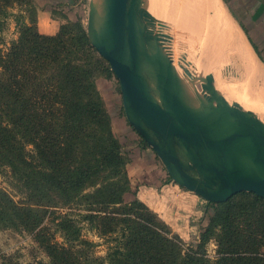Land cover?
<instances>
[{"label":"trees","instance_id":"obj_1","mask_svg":"<svg viewBox=\"0 0 264 264\" xmlns=\"http://www.w3.org/2000/svg\"><path fill=\"white\" fill-rule=\"evenodd\" d=\"M35 11L34 0H0V174L7 170L24 195L17 205L0 190V220L33 232L44 207H66L80 198L84 220L104 235L118 234L106 257H95L80 227L61 216L57 226L66 247L43 235L40 240L51 264H264L263 198L241 192L205 204L207 223L184 248L131 193L127 160L96 88L98 65L107 64L108 77L114 76L108 63L79 19L45 35L37 30ZM10 17L17 38L2 48ZM129 194L133 198L125 200ZM210 241L213 257L206 250Z\"/></svg>","mask_w":264,"mask_h":264},{"label":"rangeland","instance_id":"obj_2","mask_svg":"<svg viewBox=\"0 0 264 264\" xmlns=\"http://www.w3.org/2000/svg\"><path fill=\"white\" fill-rule=\"evenodd\" d=\"M101 1L36 0L34 3L36 5L37 30L42 33L49 26L59 29L61 24L75 22L79 19L86 34L89 35L87 37L90 38V44L92 42L95 45L102 44L106 47L102 33L107 26L109 3L108 0H105L103 12L97 14V7H100ZM189 1H192L191 4ZM189 1L137 0L135 16L136 67L150 99L164 110L169 111L161 95H163L162 88L166 71L170 69L173 74L170 92L178 97L186 111L198 115L199 119L207 125L209 136L224 137L235 130L233 119L232 122L231 118L219 115L227 111L243 115L250 126L264 125V49L260 47L262 46L260 43L263 41L262 19L249 25L245 22V26L235 19L233 12L235 18L232 17L227 0H218L223 14L215 11L216 8L211 0ZM204 1L207 2L204 3ZM247 2L245 1L246 4ZM249 2L243 9L248 17L254 9L252 3H257L253 0ZM156 5L159 6L156 7ZM95 7L96 10H94ZM153 7L157 12V8H159L160 15L156 14L161 17L157 18L156 14L153 16L155 12ZM140 11H146L153 17L151 26L147 25L148 30L152 29L151 33L145 34L146 28L140 19ZM16 12L17 9L11 10V13ZM244 19L246 20V18ZM249 21L247 20L248 23ZM246 27L249 29L250 37L256 34L260 43L256 40L255 42V38H248L245 32ZM1 36L5 42L2 48L7 47L12 40L17 38V28L12 17L7 19ZM109 44L110 40L107 50ZM251 44L254 45L255 50ZM120 58L128 62L125 49L120 54ZM98 66L96 88L104 102V109L109 115L112 132L122 146V152L126 157L125 170L131 193L135 191L138 198L141 188L149 186L154 188L156 185L165 184L177 185L174 180L165 183L172 172L168 171L163 162L129 124L118 80L115 76L109 75L108 77L107 71L104 70L107 64L102 63ZM195 101L200 105V111H196ZM205 110H208L207 112L211 115H207ZM214 119L216 122H213ZM150 136L153 141H157L154 135L150 134ZM191 150L195 151L196 159L200 160V164L190 162L192 168L186 169V171L199 185H204L207 176L212 175L211 169H204L201 164L203 161L201 156L205 151L199 148ZM172 153L180 158L182 163L188 158L190 159L180 142H174ZM253 154L254 149L248 139L237 141L232 145V151L224 154L227 171L233 172V177L249 179L264 176V166L252 160ZM198 164L203 171L198 169ZM7 172L6 170L0 174V190L5 192L17 205H21L24 203V195ZM222 176L223 173H219V183L222 181L220 179ZM175 178L178 176L175 175ZM91 190H87L83 194ZM214 191L218 196H224L220 195V192L227 193V191ZM196 197L198 202L195 209L193 208L195 213L187 217L184 210L174 209L175 205L165 206L162 208L163 213L157 214L145 204L162 223L168 226L173 234L179 237L184 248H188L199 239L200 231L207 223V215L203 212L205 204L210 202L199 196ZM132 198L133 196L129 194L126 195L125 200ZM78 199L80 201L76 202L77 204L66 207H44L41 215L38 214L41 225L33 232L26 230L16 222L0 220V264H51L40 240L43 235L57 245L66 247L57 226L59 218L64 215H68L80 227V238L93 245L92 255L105 258L109 248L116 243L114 237H118V234L115 233L111 237L108 234L104 235L98 224H90L84 220L82 216L87 214L84 211L85 202H83L84 199ZM115 218L118 216L115 215ZM215 249L214 242L210 241L206 247L207 255L213 257Z\"/></svg>","mask_w":264,"mask_h":264},{"label":"water","instance_id":"obj_3","mask_svg":"<svg viewBox=\"0 0 264 264\" xmlns=\"http://www.w3.org/2000/svg\"><path fill=\"white\" fill-rule=\"evenodd\" d=\"M108 3L109 49L107 50L104 45H95L92 42L91 44L109 64L110 70L118 80L129 124L163 162L168 171L172 172H169L171 180L210 203L225 202L241 192L253 193L264 199V178L252 180L245 177H233L234 173L227 171L224 163V154L232 151V145L239 140L248 139L254 149L252 160L264 166V125L250 126L243 115L227 111L219 115L233 119L235 130L224 137L209 136L207 125L199 119L198 115L186 111L178 97L170 92L173 75L170 69L166 71L163 95H161L169 111L152 101L136 67L137 0H108ZM139 16L146 28L145 34L151 33L152 29L148 30L147 25L151 26L153 17L146 11H140ZM124 49L128 55L127 64L120 61V54ZM195 104L196 111H200V105L196 101ZM207 111L205 110V113L210 116L211 114ZM132 116L139 120V124L132 121ZM213 122H216L215 119ZM150 134L154 135L157 141H153ZM175 141L180 142L190 159L182 163L180 158L174 156L172 149ZM197 148L205 151L201 156L203 168H209L212 171V175L207 176L204 185H199L186 171L192 168V162H200L196 159L195 151L191 150ZM199 164L198 169L203 171ZM219 173H223L220 183L218 182ZM174 174L178 178H175ZM214 190L227 191V193L224 196H218Z\"/></svg>","mask_w":264,"mask_h":264},{"label":"crops","instance_id":"obj_4","mask_svg":"<svg viewBox=\"0 0 264 264\" xmlns=\"http://www.w3.org/2000/svg\"><path fill=\"white\" fill-rule=\"evenodd\" d=\"M227 1H228L227 3L230 8V13L232 17L233 18L236 17L235 19L239 21L240 23H242V25L243 24L245 25V22L247 23V25H249L251 23L256 22L259 19H262L263 21V33H262L263 41L261 40L262 41L261 43L259 42L258 36L256 34L253 37H250L248 27L245 28L247 30L245 29L244 30L246 34L248 35V38L250 39L255 38L254 41L256 40L258 41V43L262 44V46L260 47L264 49V0H253L257 3L256 4L252 3V7L254 9L249 14L250 15L249 17L245 14L243 9L244 7H247L248 3H250L249 2L250 0H227ZM245 1H248L247 4L245 3ZM232 12L235 15V17L232 14ZM244 18H246V20ZM247 20H250L249 23L247 22ZM44 30L45 31H43L41 34L53 35L57 32L58 28L55 26L54 27L49 26L48 28ZM251 45L253 49L255 50L256 48L254 47V45L253 44ZM158 187L160 188L158 189ZM138 198L157 214L163 213V209H162L163 207L165 208V206L168 207V205L169 206L175 205L174 209L178 208L177 210L179 209L184 210V213L186 212L185 213L186 217L191 216L195 213L194 209L198 202V198L196 197V195L183 190L182 188H180L178 185H175V184H165L161 186L156 185L154 186V188L152 186H149L148 188H141L138 192Z\"/></svg>","mask_w":264,"mask_h":264},{"label":"bare ground","instance_id":"obj_5","mask_svg":"<svg viewBox=\"0 0 264 264\" xmlns=\"http://www.w3.org/2000/svg\"><path fill=\"white\" fill-rule=\"evenodd\" d=\"M104 1H105V0H102V1H101V5H100V7H97L98 4L96 5V7L98 8V11H97L98 13H97V14H99L101 11L103 12V10H104V8H105V3H104ZM181 1H182V0H181ZM187 1H189V0H187ZM208 1H209V0H208ZM211 1L213 2L214 7L216 8L215 11H217V12L220 13V14H223V13H222V8H221L220 5L218 4V0H211ZM189 2H190L189 4H191L192 1H189ZM196 2H197V1H196ZM205 2H207V1H204V3H205ZM183 3H184V2H183ZM193 3H195V2H193ZM155 4H156V3H155ZM198 4L200 5V3H198ZM152 5H154V4L152 3ZM199 5H198V6H199ZM158 6H159V5H156V7H158ZM168 6H169V5H168ZM185 6H186V5H185ZM196 6H197V4H196ZM196 6H195V7H196ZM200 6H201V5H200ZM204 6H205V5H204ZM206 6H207V5H206ZM96 7H95L94 10L97 9ZM183 7H184V6H183ZM190 7H192V5H190ZM193 7H194V6H193ZM153 8H154V7H153ZM168 8H169V7H168ZM201 8H202V7H201ZM208 8H209V7H208ZM220 8H221V9H220ZM99 9H100V10H99ZM157 9H158V12H159V8H157ZM160 9H161V8H160ZM184 9H185V8H184ZM187 9H189L188 6H187ZM194 10H195V9H194ZM154 11H155V12H154L153 16H154L156 13L159 14V13L156 11V8H154ZM160 11H161V10H160ZM167 11H168V9H167ZM167 11H166V12H167ZM190 11H192V10H190ZM215 11H214V12H215ZM192 12H193V11H192ZM94 13H95V12H94ZM193 13H195V11H194ZM157 14H156V15H157ZM198 14H199V13H198ZM159 15H160V14H159ZM159 15H157V18H158V17H161V16H159ZM167 15H168V13H167ZM191 15H193V14L191 13ZM207 15H208V13H207ZM168 16H169V15H168ZM194 16H195V14H194ZM213 16H214V14H213ZM213 16H212V17H213ZM155 17H156V16H155ZM185 17H186V16H185ZM208 17H209V16H208ZM157 18H156V19H157ZM169 19H170V18H169ZM169 19H168V20H169ZM158 20H159V19H158ZM164 21H165V20H164ZM223 21H224V20H223ZM169 22H170V21H169ZM162 23H163V22H162ZM170 23H171V22H170ZM173 23H175V22H173ZM216 23H217V22H216ZM230 23H231V22H230ZM171 24H172V23H171ZM171 24H169V25H171ZM217 24H218V23H217ZM175 25H176V24H175ZM208 25H209V24H208ZM161 26H162V24H161ZM173 26H174V25H173ZM154 27H155V26H154ZM157 27H158V25H157ZM167 27H168V26H167ZM159 31H160V29H159ZM235 31H236V29H235ZM237 32H238V31H237ZM154 33H156V32H154ZM160 33H161V32H160ZM102 37H103V39H104V41H105V43H106V48H107V47H108V42H109V40H108L109 37H108V33H107V26H106V28L104 29L103 33H102ZM168 43H169V42H168ZM98 45H99V44H98ZM101 45H102V44H101ZM178 46H179V45H178ZM249 52H250V51H249ZM249 52H248V53H249ZM248 53H247V54H248ZM250 53H251V52H250ZM199 57H200V56H199ZM210 60H211V59H210ZM246 60H247V59H246ZM120 61H121L122 63L127 64V62H126L123 58H120ZM201 61H202V60H201ZM256 64H257V63H256ZM256 66H257V65H256ZM257 69H258V68H257ZM263 73H264V72H263ZM179 77H180V76H179ZM213 88H214V87H213ZM248 114H249V113H248ZM131 119H132L133 122L139 124V120H138L137 118H135V117L132 116ZM231 120H232V119H231ZM225 121H226V120H225ZM229 122H230V120H229ZM232 122H233V120H232ZM232 122H231V123H232ZM248 124H249V123H248ZM229 126H230V125H229ZM260 166H261V165H260ZM260 166H259V167H260ZM262 178H264V176L254 177V178H249V179H252V180H258V179H262ZM219 194H220V195H225L226 192H223V193L220 192Z\"/></svg>","mask_w":264,"mask_h":264}]
</instances>
